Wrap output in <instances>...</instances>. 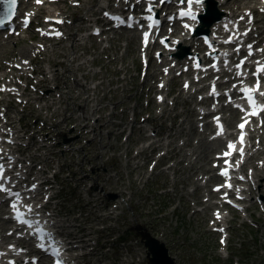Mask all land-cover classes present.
<instances>
[{
	"label": "rangeland",
	"instance_id": "374dc122",
	"mask_svg": "<svg viewBox=\"0 0 264 264\" xmlns=\"http://www.w3.org/2000/svg\"><path fill=\"white\" fill-rule=\"evenodd\" d=\"M95 2L96 0H88L85 7H91ZM59 7L62 10L71 9L66 8V3H60ZM81 13H83L82 10L79 11V14ZM97 13H99V10ZM136 49V40H133L130 42L128 49L129 66H135L137 63ZM133 104H138V109L136 108L137 114L140 112L139 99L137 98L133 102L131 98L128 101V106ZM153 115L155 116L154 112ZM137 117L143 118L145 116L138 114ZM164 118L156 119L155 122L159 123ZM164 123L167 125L170 121L166 120ZM146 124L148 125L147 122ZM177 128L178 126H175L174 131ZM185 131L190 137L189 143L186 145L188 152H190V149L196 147V141L192 138L187 127ZM183 140L184 135L179 136L174 140V144L182 145L179 143L183 142ZM112 152H115L116 155L113 154L107 163L113 168L110 167L111 172H115V169H118L117 173L119 175L112 176L109 185H112L117 191L123 193L126 198L124 201V204H126L118 214L119 220L123 221V223L118 224L120 227L115 225L109 227L107 230L104 228L100 229L102 223L99 221L100 216L98 215L97 207L92 208V212L80 211V200L78 199L80 191L72 188L77 175L72 172L68 175H66L67 173L65 174V188L60 193L59 202L55 206V209L66 218V223L72 224L70 228L75 226L78 228L83 227L86 232L99 237L97 245V250L99 251L97 254L113 257L118 261H124V264L141 263L142 257L140 259L137 258V242L132 237L131 231L139 232L141 229H144L149 233L150 231L157 234L158 232H163V238L161 237V239L167 242L170 250L176 254L175 264H264V212H260L258 207L251 212L253 219L257 217L259 219L255 224L256 226L252 227L248 222H244V219L239 214L230 222L229 229L231 235L228 238L227 244L229 257L228 260L221 258L217 250V247L220 245L217 235L207 230V222L211 218V215L194 212L195 207L194 205L191 206L190 203L195 199L202 198V196H197L196 198L195 193H192L187 188L190 185L189 180L192 179L191 175L197 172L198 166L190 167L191 162L189 161V167H186L188 158H185V155L181 157L179 154H175V151L172 152L171 159L179 160V162H177V165L168 168L173 172L175 169L178 170L176 174L177 178L175 179L173 173V178L168 180L166 185L170 188V191L167 193H171V200L169 199V194L165 195L164 192L160 194L156 190L154 179L157 178L156 181L159 180V183L162 184L163 176H157L155 173H152L147 182L143 178H136V174L129 171L128 167L117 166V162L119 161L117 157H120L123 162L127 159L124 152L118 154L116 149H111L108 155ZM207 159H209L208 156H206ZM192 160H194V156ZM74 166V162L72 163L71 161L68 164L69 170L72 171ZM140 171L142 173L141 177L144 176L146 178L144 166L140 168ZM183 177L186 179H183ZM209 210L211 211L212 208H209ZM128 228L129 230L126 233L129 240L127 242L124 244L112 242L115 230L119 229L122 232V230ZM106 235L110 236L108 241L104 238ZM110 244H112V248L108 249ZM231 253H234L232 257L230 256ZM241 256L243 257L242 261Z\"/></svg>",
	"mask_w": 264,
	"mask_h": 264
},
{
	"label": "snow or ice",
	"instance_id": "6c2138e0",
	"mask_svg": "<svg viewBox=\"0 0 264 264\" xmlns=\"http://www.w3.org/2000/svg\"><path fill=\"white\" fill-rule=\"evenodd\" d=\"M36 2L40 3L41 0H36ZM193 2H194V0H188L189 8L192 7ZM200 2H201V0H195V3H200ZM0 3H6V4L10 5L11 7L8 10V14H9V16L14 15V7H15V4H16V0H0ZM149 11H151V9H149ZM262 11H264V9H262ZM105 15H107V13H105ZM246 15H250V14H246ZM181 16H190L193 20L196 18L194 15H192L191 12H181ZM241 19H244V17H241ZM4 22H5L4 19H0V26H3ZM58 22H61V21H58ZM25 24H27V21H25ZM185 27H188V25H185ZM56 35H59V33H56ZM147 39H148V33L145 32V34H144L145 43L147 42ZM250 47L251 46L249 45V48ZM261 51H264V50H261ZM262 72H264V66H258L256 72L253 75H258L259 73H262ZM186 87H187V85H186ZM0 90H4V89H0ZM213 91H215L214 88H213ZM243 91L247 93L245 98H246L248 104L252 108V111L249 113V115H257L259 112H264V105H257L256 104L255 97L252 95V91L253 90L251 88H248V89H243ZM256 91L259 93L260 96H264V91H260L259 80H257V83H256ZM246 123H247V120H245L244 123H241L240 125H238V127L241 130H243L245 128V124ZM240 140H241V143H243V135L240 136ZM228 149L229 150H234L235 149V145L232 144V143H229L228 144ZM228 155H231V151H228V152L224 153V156H228ZM225 162L227 163V161H225ZM2 168H3V165H0V181H2L5 178L4 174L2 172ZM221 174L222 175H227V172L225 171V172H223ZM0 191L7 193L9 191V189L5 188L3 183H0ZM16 195L18 196L19 193H16ZM12 207L16 208V205L13 204ZM29 211H31V209H29ZM217 217H219V214H217ZM21 223L27 224L28 222L24 221V220H21ZM30 226L31 225H29V227ZM56 264H61V262L59 260H57Z\"/></svg>",
	"mask_w": 264,
	"mask_h": 264
},
{
	"label": "bare ground",
	"instance_id": "6f19581e",
	"mask_svg": "<svg viewBox=\"0 0 264 264\" xmlns=\"http://www.w3.org/2000/svg\"><path fill=\"white\" fill-rule=\"evenodd\" d=\"M243 1H245L246 2V4H249V2L251 1V0H243ZM254 1V0H253ZM235 2V1H234ZM234 2H232V3H234ZM226 4V6H230L231 5V2L229 1V0H226V2H225ZM44 5V4H43ZM246 6H248L249 8H252L250 5H246ZM7 49H9V47H7ZM23 50H21V51H18V52H22ZM176 96H174V98H175ZM177 103V100H175L174 101V106H175V104ZM191 125H193V123L191 122L190 123ZM217 142L219 141L218 139L216 140ZM216 145V143H210L209 144V147H213V146H215ZM256 174H257V172H256ZM258 177V175H254L253 176V178L254 179H256ZM69 233H71V231H69ZM73 237L75 238V237H78L79 238V240H82V241H84V243H87V239L85 238V237H82L81 235H73ZM83 254H85V252H83Z\"/></svg>",
	"mask_w": 264,
	"mask_h": 264
},
{
	"label": "water",
	"instance_id": "95a60500",
	"mask_svg": "<svg viewBox=\"0 0 264 264\" xmlns=\"http://www.w3.org/2000/svg\"><path fill=\"white\" fill-rule=\"evenodd\" d=\"M156 243L154 241L150 242V247L152 249V251H154L153 249L156 248Z\"/></svg>",
	"mask_w": 264,
	"mask_h": 264
}]
</instances>
